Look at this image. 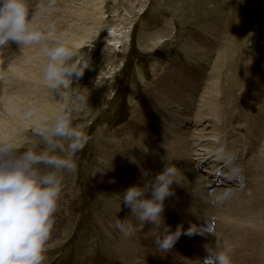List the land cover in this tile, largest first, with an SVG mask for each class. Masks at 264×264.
Segmentation results:
<instances>
[{
  "label": "rangeland",
  "instance_id": "1",
  "mask_svg": "<svg viewBox=\"0 0 264 264\" xmlns=\"http://www.w3.org/2000/svg\"><path fill=\"white\" fill-rule=\"evenodd\" d=\"M48 5L49 0H28L29 18L33 10L43 9L33 22L51 34L49 43L64 33L91 64L83 77L63 91V97L44 80L47 57L40 45L21 51L18 44L9 42L0 48V99L35 105L41 99L61 97L59 113L70 111L73 126L88 137L73 157L76 170L61 173L51 231L52 241L60 245L45 251L44 264H64L61 257L67 260L65 264H201L208 254L206 246L215 248L218 243L222 247L224 241L235 247L232 264H264V196L261 201L256 196L249 199L252 193L247 187L222 195L210 192L207 198L193 199L194 204L168 216L165 224L174 231L182 226V234L170 250L157 255L155 263L145 259L131 235L123 245L125 235L114 228L117 218L129 219L131 227L140 225L122 204L121 195L134 185L128 167L135 157H129V151L134 150L132 138L139 137L143 126L133 116L140 113L155 85L163 90L179 85L175 88L178 95L160 109L143 108L146 130L168 132L174 117L166 119L164 111L171 112L169 107L176 102L183 109L193 102L197 107L206 89L215 90L221 107L215 113L223 121L211 118L206 124L222 134L220 145L233 136L243 138L250 150L244 169L251 165L252 156L264 153V0H55L53 6ZM112 36L118 39L108 42ZM189 40L199 49L193 62L188 53L183 54ZM16 66L27 71L25 78L15 73ZM167 81L170 85L164 86ZM210 83L214 90L208 88ZM3 103L0 118L6 115ZM13 118L5 117L1 124V132L11 136L9 141L21 152L30 147L42 149L43 141L33 132L34 120L23 118L17 125ZM188 128L183 130L190 132ZM260 168L258 179H264V166ZM257 209L261 213L251 215ZM214 224L215 235L185 234L192 226L212 231ZM126 248L138 252L136 258H126Z\"/></svg>",
  "mask_w": 264,
  "mask_h": 264
},
{
  "label": "clouds",
  "instance_id": "2",
  "mask_svg": "<svg viewBox=\"0 0 264 264\" xmlns=\"http://www.w3.org/2000/svg\"><path fill=\"white\" fill-rule=\"evenodd\" d=\"M54 3L55 0H49L48 6ZM29 10L28 0H0V48L9 42L18 44L21 51L40 45L47 57L44 80L63 97V91L83 77L91 64L69 44L64 33L52 37L49 43L51 34L46 35L33 22L43 9L33 10L31 18ZM36 114L37 109L30 107L23 115L25 119L36 117L33 132L43 141L42 149L30 147L21 152L22 148L15 143L0 140V264H44L61 193V173L76 170L73 157L88 140L73 126L70 111L58 113L52 119ZM142 175L146 178L144 185L129 187L121 195L122 204L131 209L140 224L151 223L159 229L163 235L154 244L170 250L182 234V226L172 232L163 217L164 201L174 195L171 186L177 182L176 169L166 163L154 178H149L147 170ZM114 228L125 236L133 232L129 219L117 218ZM206 232L212 233L206 228L194 230L192 226L185 234ZM206 251L201 264H232L233 247L228 241L222 247L218 243L215 248L206 246Z\"/></svg>",
  "mask_w": 264,
  "mask_h": 264
},
{
  "label": "bare ground",
  "instance_id": "3",
  "mask_svg": "<svg viewBox=\"0 0 264 264\" xmlns=\"http://www.w3.org/2000/svg\"><path fill=\"white\" fill-rule=\"evenodd\" d=\"M116 39H118V37L112 36L109 38L108 42L115 41ZM198 51H199L198 44L189 40L188 43L184 46L183 54L188 53L186 56L189 55V59L192 61L193 57H195L194 55H196ZM13 68L15 67L13 66ZM173 72H178V71H173ZM15 73L18 76H20V78L23 77L25 78L27 76V71L24 68H20L18 66H16ZM210 84L208 88L212 86V84L211 85ZM163 85L169 86L170 81H167V83H164ZM177 87H179V85L175 87L171 86L170 90H166V89L163 90L160 86L155 85V90L151 91L146 95L147 99L145 100L140 113L135 114L133 116L134 119L137 118L143 122V126L142 129L140 130L141 133L139 137L136 136L135 138H132L135 141L134 150L129 151V157H131V155L135 157L134 164L132 165L130 164L128 167V169L130 170V174L132 175L134 185H140V186L144 185L146 178L143 177L142 172L145 170L150 172L149 178H154L156 174L160 173L164 169L166 163L175 167L176 176L174 178L177 180L178 183L174 182L173 185L171 186L174 195L166 198V200L164 201V211H163L164 220H166L168 216L170 217L171 214H175V213L177 214L179 213L178 211L184 210L187 204H191V203L194 204L193 199H199V198L202 199V197L207 198V194L209 195L210 193L209 188H211L210 186L214 183L213 180H215V177L217 176L219 171L222 172L221 174H223V176L221 177L223 183H221L222 186L216 190L217 192L216 195H222L230 191L240 192V190L242 191L247 187L252 193L251 195L248 196V198L252 199L253 196H256L261 201V196H264V179L263 178L258 179V174L260 173L259 172L260 170L258 168L262 167V165L264 166V158H262L263 157L262 155H264V153L261 154L258 152L257 155L255 154L256 156H252L250 163L252 166L246 165L247 167L244 169L243 168L244 159L250 152L247 145L243 143L244 139L233 136L232 140L228 141V139H226V141L222 142V145H220L221 138H223L222 134L218 132L217 129L215 128L211 129V125L206 124L207 120L211 118L213 119L212 122L221 123L223 121V120L222 121L219 120L221 119V117L216 116L215 113V111L221 110V107L218 105L220 99L219 96H216L217 92L214 93L215 90L213 86L212 88L214 91L213 92L207 91L206 89L204 94L200 97L199 99L200 105H197V107H195L196 106L195 102H193L183 109V106L181 104H176L178 103L176 102L174 103L175 104L174 106L169 107L172 108V110H170L171 112L167 110L163 112L166 119L168 116L174 117L173 122L168 124L169 126L168 132H165L163 130L162 131L146 130V126H145L146 114H144V109L148 108V110H154L158 108L160 109L161 106H165L169 101L175 99L174 95L175 97L176 95H178L175 89ZM183 89L184 88H182L181 91H183ZM151 93H153L154 95L150 96ZM3 98H1L2 100L0 99V102H4L3 107L6 113L5 117L9 119V116H13L14 118L12 119V121L15 122L17 125L20 122V120L24 118L23 115L24 111H26L30 107L37 109V114H36L37 116L44 115L49 119H50L49 114L51 118H53L56 114L59 113V110L61 108L60 106L61 97L60 98L55 97L52 99L53 101H43L41 99L35 105L29 104L28 103L29 101L27 102L26 100L25 102L21 101V103H14L13 99H10L8 97L7 98L3 97ZM188 100L189 99H187V101ZM19 105L21 106L20 108H18ZM212 112H214V114H212ZM5 117L0 118V139L2 138L4 141H9L11 136L4 135L1 132L2 131L1 124L6 122L7 120V119L5 120ZM35 118L36 117H33L30 120H34ZM184 120H186V122H183ZM248 120L250 121V119ZM190 121H193L192 124H190ZM23 126L24 125H21V127ZM189 126L191 129L190 132L183 130V129H189L188 128ZM171 129H178V130L177 132H173ZM13 130L14 129L12 127L13 136H16V133ZM259 137H261V135ZM259 137L257 136V139ZM252 138H255V136ZM252 143L254 144L253 141ZM225 144L228 150L227 149L223 150L224 149L223 145ZM162 157L164 159H162ZM180 162H182V165H180ZM179 167H181V170L178 171L177 169ZM251 168L253 170H251L250 172L251 175H250V173L247 172V169L250 171ZM230 182L231 185H228L227 183ZM148 197L150 198V193L148 194ZM183 201H184L183 204H179L180 202L182 203ZM260 213H261V209H257L255 212H251V215L258 216ZM134 220L136 221L135 218ZM197 227H200V224H198ZM132 229L133 232L130 237L133 238V241L138 245L140 251H142L143 254L146 255V257L145 255L143 254L142 255L145 257L146 260L148 258L150 262L155 263V260L159 258L157 257V255L161 254L162 252L165 253L164 250L159 249L154 244V240L157 237L162 236L163 233L159 229H155V226L151 223L140 224L139 226L132 225ZM170 230L172 232L176 231V229L174 231L173 228H170ZM52 240H53V236L50 235V238L46 243V250L54 247L57 248L60 245V242L52 241ZM126 240L127 237L125 236L123 245L125 244ZM129 243H127L129 246L127 248H130L131 246V244ZM250 246L251 245H249V248ZM242 248L244 249V247ZM127 250L128 251L126 253L128 255L126 256V258L128 259L133 257L136 258V256L138 255V252H134L129 249ZM238 250L242 251L240 247ZM239 254L241 253L239 252ZM254 255L256 257V254ZM242 256L240 255V259ZM61 261H65V263L67 262L65 257H61ZM129 262H132V260H130ZM136 263L147 264V262L145 261H140V262L137 261Z\"/></svg>",
  "mask_w": 264,
  "mask_h": 264
}]
</instances>
